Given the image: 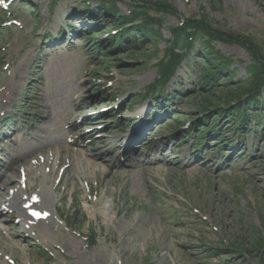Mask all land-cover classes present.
Returning a JSON list of instances; mask_svg holds the SVG:
<instances>
[{"label": "rangeland", "instance_id": "rangeland-1", "mask_svg": "<svg viewBox=\"0 0 264 264\" xmlns=\"http://www.w3.org/2000/svg\"><path fill=\"white\" fill-rule=\"evenodd\" d=\"M166 1L176 14L148 8L141 0H117L120 13H128L135 5L144 8L138 24L160 21L161 38L154 43L150 39L141 43L136 38L140 43L135 46H117L108 53L104 52L110 44L104 41L106 36H94L102 30L101 24L111 27L113 23L107 15L98 14L100 0L0 3V119L7 120L2 133L24 134L33 144L57 141L60 146L68 145V152L84 149L88 154L94 153L93 140L107 138L96 148L105 152L103 168L110 172L105 173L100 165L96 167L100 170L85 176L65 169L54 193L59 213L55 220L58 225L65 222L62 233L57 228L55 233L45 229L42 241L41 237L27 238L30 233L20 232L22 223L14 221L18 216L4 211L0 215V264H107L112 254L113 264H263L264 96L237 113L233 105L223 109L218 93L205 92L203 87L201 93L210 101L208 111L191 108L202 97V86L193 70L200 57L199 39L192 59L178 67L168 84V93L182 90L181 96L165 100L172 115L156 130L149 149L137 151H142V159L155 155L160 161L141 162L135 167L130 166L132 160L120 167L112 164L119 163L121 155L128 159L130 154L124 155L125 137L140 118L150 120L154 114L164 113L163 109L155 112L153 106L164 97L145 95L143 89L156 77L155 64L166 48L170 27L187 18L206 17L216 28L247 36L264 55V0ZM86 8L96 11L98 28L77 40L72 37L70 41L76 44L41 45L49 31L54 32L57 26L63 29L64 14H78ZM211 45L233 61L236 70L232 81L246 77L243 68L250 56L243 47L221 41ZM102 87L108 88V99L114 97L109 104L96 96L97 88ZM14 92L17 95L10 102ZM117 103L115 118L100 111ZM140 107L142 112L137 114ZM202 118L203 124L199 122ZM186 121L188 133L180 134L179 126ZM2 124L0 121V127ZM18 127L20 131L13 133ZM202 131L204 137L199 136ZM149 139L147 136L145 142ZM226 139L238 149L225 146ZM158 143L156 154L146 151L157 149ZM13 145L9 150L16 147ZM117 147L121 149L114 151ZM55 149L46 146L14 161L12 171H7L12 176L26 174L31 183L28 194L35 192L40 181L31 174L37 161L42 162ZM2 157L0 154V168ZM58 162L57 168L68 164L64 159ZM140 168L144 174L139 173ZM48 176L50 183L54 173L50 171ZM102 194V202H97ZM11 201L17 208L23 207L20 195ZM101 203L109 208L106 219L99 214L91 217L88 209H97ZM69 237L80 244L67 245ZM256 241L262 244L254 247Z\"/></svg>", "mask_w": 264, "mask_h": 264}, {"label": "trees", "instance_id": "trees-1", "mask_svg": "<svg viewBox=\"0 0 264 264\" xmlns=\"http://www.w3.org/2000/svg\"><path fill=\"white\" fill-rule=\"evenodd\" d=\"M141 5L153 8L163 13L176 14L177 10L168 4L166 0H141ZM101 5H104L109 11H118L115 2L116 0H100ZM135 5L129 11V14H119L120 20L119 34L125 36L128 33L129 27L126 25L133 23L136 18L145 14L144 8ZM146 22L142 25H135L134 28H139L145 37L150 39V42H156L161 38V22L156 21L155 25ZM133 26V25H131ZM122 28V29H121ZM134 31V30H132ZM170 37L166 40V48L162 57L157 61L156 67L158 78L147 88V92L162 88L173 76L177 66L185 60L188 63L196 51V40L199 39V52L201 56L198 57V62L193 66L197 67V80L200 82L201 99L197 106L192 105L191 108H196L198 111H208L207 104H210L209 99L205 94H202V88L206 91H213L218 93V100L221 101L222 108L234 106V112L240 113L248 109L245 106H252L257 103L258 99L264 96V55L258 46L247 36H242L238 33L222 30L213 26L206 17L201 18H187L178 26L169 28ZM206 37V39H203ZM129 39L128 37L125 38ZM214 41H221L224 43H233L243 47L250 56V62L244 66L245 78H237L232 81L236 67L233 66V61L228 57L220 54L215 50L211 43ZM142 42H147L146 39H141ZM125 43L121 39H116L114 45ZM136 41L131 44H136ZM113 45V46H114ZM110 47H107L109 49ZM228 72V75H224ZM211 94V93H208ZM207 94V95H208ZM178 96L177 94H175ZM205 121V119H202ZM257 242V241H256ZM257 242L254 247L260 246ZM264 264V259H262Z\"/></svg>", "mask_w": 264, "mask_h": 264}, {"label": "bare ground", "instance_id": "bare-ground-1", "mask_svg": "<svg viewBox=\"0 0 264 264\" xmlns=\"http://www.w3.org/2000/svg\"><path fill=\"white\" fill-rule=\"evenodd\" d=\"M10 88H13V85L9 84ZM17 95L16 92H14V96L10 98V102L13 100V98ZM12 96V95H11ZM143 107H140L137 109V114H140L142 112ZM41 113V110H39ZM45 118V117H44ZM69 130V129H68ZM70 131V130H69ZM71 132V131H70ZM39 138H42L43 136L37 135ZM36 136V137H37ZM35 137V136H34ZM33 139V137H31ZM18 140V142H17ZM10 143H14L16 145V148L13 149L12 152L7 151L6 148H1L0 152H4V159L3 162L6 164L7 168L12 169V167H9L7 165V158L11 159L12 161H21L26 159L28 156L34 154L35 152L43 149L46 146H53L55 147V151L51 152V154L46 155L44 157L43 162L40 160L37 161L36 168H34L31 176L39 177L40 185L39 188L35 191L36 194H28V190L31 188V183L26 180L25 178H20L21 182H24L23 187L21 185H18L15 192H19L20 196L23 198V203L27 202L28 210L26 211V214L22 212V210H18V213L21 215V218L25 221L24 222V230L26 232H30V237L33 239H40L41 241L43 236L45 235V229H47L48 232L53 233L54 230L57 228L58 233H62L61 226L58 225L57 221L55 220L58 215V209L55 204L56 197L54 195L55 191V185L59 182L58 179H54L51 184H48L47 181L49 180V177L45 170L49 172L50 170H54L56 164L60 159H64L66 163H68L67 168L72 169V171L78 172L80 176L88 175L91 171H96L97 165H105L103 161V155L105 152L99 151L96 147L100 144H105L108 139L107 138H101L97 140L96 142H93L91 145L93 147V154H88L84 149H78L76 153L68 152L69 147L68 145L60 146L56 144L55 141L48 140L46 143H43L41 141H38V143H29L28 140L25 138V136H21V140L19 141V138L17 136H13L9 139ZM22 149V153H18L19 149ZM120 149V148H119ZM65 157H64V156ZM134 160H137L138 162H141V154L136 152L134 154ZM7 157V158H6ZM100 161L101 164H97L95 161ZM187 164V163H186ZM132 167L137 166L136 164L132 163ZM5 167V166H4ZM102 170H105L103 167H101ZM25 170H28V167L25 168ZM143 168L139 169L140 174H144ZM71 173V172H70ZM105 173H110L109 171H105ZM30 175V171H29ZM70 176H72L70 174ZM4 179L8 180V183H12L13 181L10 178V175L7 173L6 169L0 173V189L3 187ZM18 180V179H13ZM86 180V179H84ZM11 188V187H10ZM74 189V186L72 187ZM104 195H100L96 201L102 202ZM3 201H0V205L7 204L2 203ZM13 207L12 203H9ZM9 206V205H8ZM107 210H109L108 207L105 206V204H100V206L97 209L89 208L88 213L91 217H96V214H99L103 217V219H106V216L108 215ZM3 209H0V215L2 214ZM32 211H36L38 213H41V216L44 218L42 219L41 216L37 217L31 214ZM46 214V215H45ZM46 227V228H45ZM55 233V232H54ZM45 237V236H44ZM67 245L76 244L79 245L80 242L72 237H69V241L66 242ZM114 255H110V259L106 261L107 264H113L114 262Z\"/></svg>", "mask_w": 264, "mask_h": 264}, {"label": "snow or ice", "instance_id": "snow-or-ice-1", "mask_svg": "<svg viewBox=\"0 0 264 264\" xmlns=\"http://www.w3.org/2000/svg\"><path fill=\"white\" fill-rule=\"evenodd\" d=\"M4 0H0V3H3ZM32 215H35L37 217H40L41 216V213H38V212H33ZM46 215V214H45Z\"/></svg>", "mask_w": 264, "mask_h": 264}]
</instances>
